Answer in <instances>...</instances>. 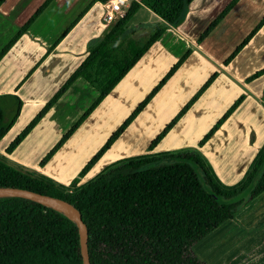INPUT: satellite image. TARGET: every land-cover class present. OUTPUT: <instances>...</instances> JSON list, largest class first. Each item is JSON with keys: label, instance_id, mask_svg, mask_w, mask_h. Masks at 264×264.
<instances>
[{"label": "crops", "instance_id": "obj_1", "mask_svg": "<svg viewBox=\"0 0 264 264\" xmlns=\"http://www.w3.org/2000/svg\"><path fill=\"white\" fill-rule=\"evenodd\" d=\"M42 1H0V47ZM227 1L191 0L183 20L162 31L50 157L39 165L43 154L97 93L81 76L64 89L11 151L5 152V146L82 60L86 44L110 27V22L103 18L104 1L49 0L0 57V94H16L21 100L13 123L0 138V153L13 162L67 183L188 49L184 60L78 182L121 157L190 147L197 148L221 182L231 184L239 180L264 140V72L250 80L244 79L264 66V59L259 61V55L264 52V23L226 63L223 59L264 13V0H261L262 13L259 15L254 9L257 0L243 4L237 0L197 40ZM250 57L253 67H249ZM213 71L216 75L211 82L147 150L151 139ZM240 94L243 96L234 109L201 145H197L198 139ZM263 192L255 198L259 207ZM244 222L247 225L250 218Z\"/></svg>", "mask_w": 264, "mask_h": 264}, {"label": "trees", "instance_id": "obj_2", "mask_svg": "<svg viewBox=\"0 0 264 264\" xmlns=\"http://www.w3.org/2000/svg\"><path fill=\"white\" fill-rule=\"evenodd\" d=\"M1 1V0H0ZM49 0H43L0 47V57L23 33ZM94 1V0H92ZM105 1V0H99ZM191 0H129L101 36L86 44V53L57 89L5 146L11 151L64 89L81 76L97 93L89 105L43 154L42 165L90 110L130 69L166 27L178 25ZM237 0H228L198 35L201 39ZM158 20L138 41L128 22L141 7ZM264 23V13L223 59L226 63ZM186 49L121 123L67 182L61 183L0 153V185L45 193L70 202L86 227L90 264H204L193 245L232 217L245 200L264 191V140L239 180L221 182L195 147L145 152L118 158L78 182L110 143L188 55ZM264 72V66L244 79ZM213 71L147 145L150 150L215 77ZM264 94V93H263ZM238 95L198 139L201 145L234 109ZM21 105L16 94H0V138ZM0 264H82L76 224L61 211L20 196H0Z\"/></svg>", "mask_w": 264, "mask_h": 264}, {"label": "rangeland", "instance_id": "obj_3", "mask_svg": "<svg viewBox=\"0 0 264 264\" xmlns=\"http://www.w3.org/2000/svg\"><path fill=\"white\" fill-rule=\"evenodd\" d=\"M128 1L126 0V4ZM245 1L249 0H241V4ZM262 4L261 0H257V4L254 6L257 15L262 13ZM157 20L158 18L154 13L141 6L128 23L134 25L133 36L140 41L145 38L151 25ZM247 23L244 24L243 28L245 25L247 26ZM262 59H264V52L259 55V61ZM249 60L251 62L249 67H253L251 57ZM257 64L259 65V63ZM70 126L71 124L67 129ZM93 141L95 140L91 142ZM261 196L263 197L259 202L260 207L256 205V196L245 200L237 207L232 217L214 227L193 245L194 252L204 264H264V192ZM247 218H250V223L245 225L244 221ZM241 219L243 220L241 221Z\"/></svg>", "mask_w": 264, "mask_h": 264}, {"label": "water", "instance_id": "obj_4", "mask_svg": "<svg viewBox=\"0 0 264 264\" xmlns=\"http://www.w3.org/2000/svg\"><path fill=\"white\" fill-rule=\"evenodd\" d=\"M0 196H20L28 198L43 205L55 208L66 214L76 224L78 229L79 248L82 264H90L88 261L86 250V227L80 217V212L70 202L57 196L40 193L26 188L7 185H0Z\"/></svg>", "mask_w": 264, "mask_h": 264}, {"label": "built area", "instance_id": "obj_5", "mask_svg": "<svg viewBox=\"0 0 264 264\" xmlns=\"http://www.w3.org/2000/svg\"><path fill=\"white\" fill-rule=\"evenodd\" d=\"M126 5V0H105L103 2L104 13L103 18L106 22H111L114 15H121L123 7Z\"/></svg>", "mask_w": 264, "mask_h": 264}]
</instances>
